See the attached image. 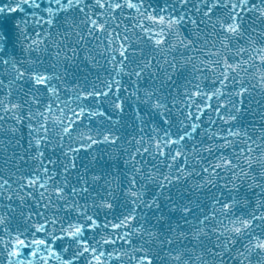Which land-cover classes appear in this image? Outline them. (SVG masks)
<instances>
[{"label":"snow or ice","instance_id":"1","mask_svg":"<svg viewBox=\"0 0 264 264\" xmlns=\"http://www.w3.org/2000/svg\"><path fill=\"white\" fill-rule=\"evenodd\" d=\"M255 89L264 0H0V264H264Z\"/></svg>","mask_w":264,"mask_h":264},{"label":"water","instance_id":"2","mask_svg":"<svg viewBox=\"0 0 264 264\" xmlns=\"http://www.w3.org/2000/svg\"><path fill=\"white\" fill-rule=\"evenodd\" d=\"M7 27H9L10 37L14 40V38H15L14 30L11 29L10 26H7ZM8 50L10 52L12 51V42L11 41L9 42ZM15 54L17 55L18 58L21 56L18 49H17ZM24 58H26V57H24ZM244 107L247 108L248 111L242 115L241 123L242 124H251V123L255 122L257 124V126H259V124L261 123L259 121V117H258V115H254V114L259 113L260 111H264V94H261L259 89L253 90L251 92V95L247 96L245 98ZM127 130L131 131L130 128ZM104 159L107 160L108 157L105 156ZM101 163H103V161H101ZM173 191H175V189ZM249 198L254 199L252 192H249Z\"/></svg>","mask_w":264,"mask_h":264}]
</instances>
